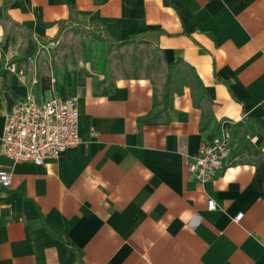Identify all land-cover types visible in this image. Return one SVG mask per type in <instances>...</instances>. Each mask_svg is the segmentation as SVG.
Returning <instances> with one entry per match:
<instances>
[{"label": "crops", "instance_id": "0c3cea01", "mask_svg": "<svg viewBox=\"0 0 264 264\" xmlns=\"http://www.w3.org/2000/svg\"><path fill=\"white\" fill-rule=\"evenodd\" d=\"M90 20L116 40L140 32L160 77H107L52 46ZM170 63L185 81L166 84ZM189 67L210 99L207 129ZM165 85L171 105L140 121L162 109ZM53 94L76 98L81 141L43 164L0 153L11 173L0 185V264H264L255 165L230 154L200 182L186 164L222 119L250 124L264 151V0H0V135L12 102Z\"/></svg>", "mask_w": 264, "mask_h": 264}, {"label": "built area", "instance_id": "2783aa9c", "mask_svg": "<svg viewBox=\"0 0 264 264\" xmlns=\"http://www.w3.org/2000/svg\"><path fill=\"white\" fill-rule=\"evenodd\" d=\"M78 118V104L73 96L53 94L37 99L28 95L17 99L9 105L4 116L0 153L12 162L31 160L43 164L46 159L58 157L80 143ZM233 123L231 119H222L214 136L201 142L194 152L186 154L187 168L200 182L211 179L220 171L232 153L235 146L231 131ZM10 180V171L1 168L0 185L9 186ZM207 206L215 208L213 198H208ZM241 215V212L236 214L234 219L238 220Z\"/></svg>", "mask_w": 264, "mask_h": 264}, {"label": "rangeland", "instance_id": "374dc122", "mask_svg": "<svg viewBox=\"0 0 264 264\" xmlns=\"http://www.w3.org/2000/svg\"><path fill=\"white\" fill-rule=\"evenodd\" d=\"M53 45L67 53L72 60L81 58L95 63L105 76L115 73L124 75L147 72L160 77L161 60L156 48L149 44L117 43L103 32L91 29L88 25L71 23L66 25L60 36L54 38ZM57 41V42H56ZM235 145L241 140L251 138V125L243 124L231 129ZM243 160H255L257 157L248 151L238 155Z\"/></svg>", "mask_w": 264, "mask_h": 264}, {"label": "trees", "instance_id": "16d2710c", "mask_svg": "<svg viewBox=\"0 0 264 264\" xmlns=\"http://www.w3.org/2000/svg\"><path fill=\"white\" fill-rule=\"evenodd\" d=\"M62 21L59 20V23H61ZM87 25L92 29H97L98 31L103 32L104 35H106V33H104V31L101 28V22L97 21V20H90ZM139 33H136L133 36H130L128 38L125 39H114L109 37V39L117 42V43H134V42H139V43H144V44H148V42L143 41V40H137V37L139 36ZM107 36V35H106ZM108 37V36H107ZM175 64L174 63H170L167 64V70H166V84L169 83L170 81H173L174 83L180 79H185L184 77L178 75V74H174V68ZM190 68V69H189ZM189 70H186V74H187V79L188 81L192 84L191 89H192V95H193V101L195 103L196 106H201L202 108V117H201V128L202 129H207V126L209 125V123L213 120V113L210 107V99L207 96V93L205 91V88L201 82V80L199 79V76L193 71V69L191 67H189ZM185 81V80H183ZM179 91H181V89H179ZM163 106L162 109H159L157 111H152L151 113H149L148 115H145L143 117H141L139 120L140 121H148V120H155L157 119V117L160 115V113L162 111H165L170 105H171V97H170V93H169V89L168 86L165 85V91L163 93ZM155 103V102H154ZM156 104V103H155ZM166 119H168L169 117H165ZM219 123L218 121H215L212 123V125L209 128V132L207 137L211 138L212 136H214L219 129ZM245 151H248L250 154L256 156L257 158L255 160H249L251 161L254 165H255V170H254V174H253V183L255 184V186L257 188H259L260 190H264V151L262 149H260L259 147H257L251 140L250 138H246L241 140L239 143H237L232 151V157H235L241 153H244Z\"/></svg>", "mask_w": 264, "mask_h": 264}]
</instances>
